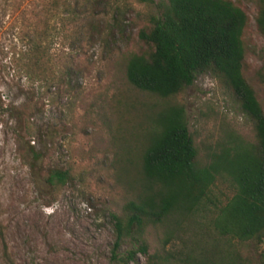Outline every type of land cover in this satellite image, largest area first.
Returning a JSON list of instances; mask_svg holds the SVG:
<instances>
[{
    "label": "rangeland",
    "instance_id": "rangeland-1",
    "mask_svg": "<svg viewBox=\"0 0 264 264\" xmlns=\"http://www.w3.org/2000/svg\"><path fill=\"white\" fill-rule=\"evenodd\" d=\"M161 1L0 0V264H123L117 259L133 247L125 241L113 251L111 214L146 185L138 157L162 110L184 108L201 166L252 137L239 104L208 74L165 99L129 85L127 60L145 50L138 32ZM228 1L248 18L243 75L264 112L258 0ZM34 43L51 70L31 82L13 63ZM63 65L69 78L55 72ZM54 170L69 171L60 188L46 182ZM233 192L218 178L197 214L149 228V254L196 264L244 260L246 248L210 227L215 207Z\"/></svg>",
    "mask_w": 264,
    "mask_h": 264
},
{
    "label": "trees",
    "instance_id": "trees-1",
    "mask_svg": "<svg viewBox=\"0 0 264 264\" xmlns=\"http://www.w3.org/2000/svg\"><path fill=\"white\" fill-rule=\"evenodd\" d=\"M257 5L255 24L264 36V0H258ZM148 24L138 32L145 50L130 55L126 63L129 85L165 99L192 86L198 76L208 74L239 104L253 134L222 147L201 166L184 108L174 105L159 112L145 134L138 157L146 185L119 214H111L113 251L125 241L133 247L117 261L139 264L136 256L142 255L145 264H196L150 255L146 232L178 216L197 214L215 181L227 178L233 185V195L224 205L215 207L210 227L220 238L246 248L244 260L228 264H264V112L243 75L247 15L228 0H162ZM28 49L29 54L13 65L25 70L33 82L51 69L37 44ZM60 67L55 72L69 78L70 67ZM69 179L68 170H54L46 182L60 188Z\"/></svg>",
    "mask_w": 264,
    "mask_h": 264
}]
</instances>
